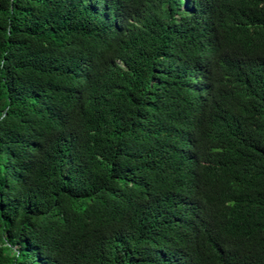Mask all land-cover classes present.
Returning <instances> with one entry per match:
<instances>
[{
  "label": "trees",
  "instance_id": "16d2710c",
  "mask_svg": "<svg viewBox=\"0 0 264 264\" xmlns=\"http://www.w3.org/2000/svg\"><path fill=\"white\" fill-rule=\"evenodd\" d=\"M0 264H264V0H0Z\"/></svg>",
  "mask_w": 264,
  "mask_h": 264
}]
</instances>
